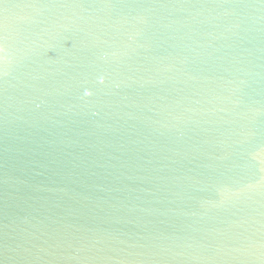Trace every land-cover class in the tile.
Listing matches in <instances>:
<instances>
[{"label": "water", "instance_id": "obj_1", "mask_svg": "<svg viewBox=\"0 0 264 264\" xmlns=\"http://www.w3.org/2000/svg\"><path fill=\"white\" fill-rule=\"evenodd\" d=\"M0 264H264V0H0Z\"/></svg>", "mask_w": 264, "mask_h": 264}]
</instances>
